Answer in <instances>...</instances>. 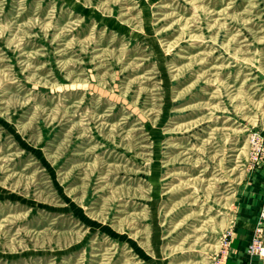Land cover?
<instances>
[{
  "label": "rangeland",
  "instance_id": "374dc122",
  "mask_svg": "<svg viewBox=\"0 0 264 264\" xmlns=\"http://www.w3.org/2000/svg\"><path fill=\"white\" fill-rule=\"evenodd\" d=\"M263 149L264 0H0V264H264Z\"/></svg>",
  "mask_w": 264,
  "mask_h": 264
},
{
  "label": "crops",
  "instance_id": "0c3cea01",
  "mask_svg": "<svg viewBox=\"0 0 264 264\" xmlns=\"http://www.w3.org/2000/svg\"><path fill=\"white\" fill-rule=\"evenodd\" d=\"M253 232V227H248L245 229H242L241 231L238 230V235L237 237L234 238L233 240V250L237 251L238 257H237V263L238 264H246L247 256L243 252L244 247L246 244L249 242L252 233ZM236 260V258H235Z\"/></svg>",
  "mask_w": 264,
  "mask_h": 264
},
{
  "label": "built area",
  "instance_id": "2783aa9c",
  "mask_svg": "<svg viewBox=\"0 0 264 264\" xmlns=\"http://www.w3.org/2000/svg\"><path fill=\"white\" fill-rule=\"evenodd\" d=\"M261 152H262V154H264V149L261 150ZM263 201H264V194H263ZM261 216H262V218H264V210H262V212H261ZM259 230H260V229H259Z\"/></svg>",
  "mask_w": 264,
  "mask_h": 264
}]
</instances>
